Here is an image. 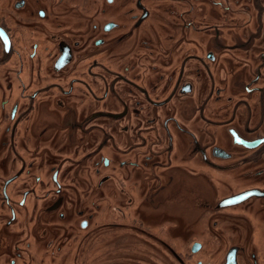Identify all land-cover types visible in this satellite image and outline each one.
I'll return each instance as SVG.
<instances>
[{
	"label": "flooded vegetation",
	"instance_id": "1",
	"mask_svg": "<svg viewBox=\"0 0 264 264\" xmlns=\"http://www.w3.org/2000/svg\"><path fill=\"white\" fill-rule=\"evenodd\" d=\"M94 244L264 264V0H0V264Z\"/></svg>",
	"mask_w": 264,
	"mask_h": 264
},
{
	"label": "rangeland",
	"instance_id": "2",
	"mask_svg": "<svg viewBox=\"0 0 264 264\" xmlns=\"http://www.w3.org/2000/svg\"><path fill=\"white\" fill-rule=\"evenodd\" d=\"M100 248V245H97V244H94L91 246V261H90V264H95L97 261V258H99L100 256H102V251L99 250ZM148 257V256H147ZM146 258V257H145ZM149 260H155L154 258L152 257H148ZM155 264H158V262H154ZM128 264H133L132 261L128 262Z\"/></svg>",
	"mask_w": 264,
	"mask_h": 264
}]
</instances>
